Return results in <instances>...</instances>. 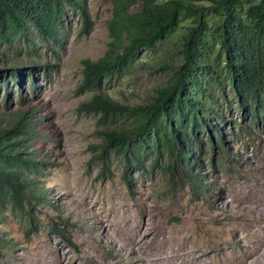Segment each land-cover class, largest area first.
Segmentation results:
<instances>
[{"label": "rangeland", "instance_id": "1", "mask_svg": "<svg viewBox=\"0 0 264 264\" xmlns=\"http://www.w3.org/2000/svg\"><path fill=\"white\" fill-rule=\"evenodd\" d=\"M83 1L88 33L66 5L60 44L35 40L39 57L0 46V127L22 132L20 150L40 163L34 181L43 192L38 202L0 214V264H240L253 251L262 260L264 221L250 211L264 203V109L256 127L239 100H221L219 117L209 118L224 133L214 165L205 134H198L202 151L189 147L197 185L173 171L180 159L167 153L137 165L104 150L105 132L132 124L113 126L82 104L97 94L123 106L154 102L174 71L158 62L175 67L181 54L162 43L155 56L143 51L125 78L103 77L88 90L84 61L111 53L112 6Z\"/></svg>", "mask_w": 264, "mask_h": 264}, {"label": "trees", "instance_id": "2", "mask_svg": "<svg viewBox=\"0 0 264 264\" xmlns=\"http://www.w3.org/2000/svg\"><path fill=\"white\" fill-rule=\"evenodd\" d=\"M104 1L112 6L111 53L96 62L84 61L83 86L88 90L100 88L103 77L125 78L143 51L155 56L162 43H169L181 58L175 67L169 60L158 62L174 71L150 104L123 106L97 94L81 107L113 126L132 124L105 132L104 150L113 148L116 157L137 165L150 154L158 159L167 153L180 159L173 171L197 185L199 175L193 169L198 159L191 157L189 147L202 151L206 144L198 134H205L214 165L217 149H224V133L209 118L219 117L221 100H239L245 115L251 114L250 121L259 126L264 109V0ZM66 5L80 13L88 33L92 22L83 0H0V46L26 47L39 57L35 40L60 44ZM29 30L34 38L27 37ZM19 131L0 127V214L43 196L34 181L40 163L20 150Z\"/></svg>", "mask_w": 264, "mask_h": 264}, {"label": "bare ground", "instance_id": "3", "mask_svg": "<svg viewBox=\"0 0 264 264\" xmlns=\"http://www.w3.org/2000/svg\"><path fill=\"white\" fill-rule=\"evenodd\" d=\"M262 206V205H261ZM255 208V207H254ZM251 209V208H250ZM251 213V219L252 220H257V221H264V203H263V206L260 207V208H255V209H252L250 211ZM103 222V221H102ZM259 222V223H260ZM264 226V224H263ZM239 229V228H238ZM258 241V240H257ZM264 243V237H263V240L261 242V244ZM257 245V244H256ZM261 247V246H260ZM252 250V249H251ZM262 253V252H261ZM261 254H260V251H253L250 255L244 257V259H242L240 261V264H261L263 259L261 260ZM263 257V256H262ZM139 259V258H138ZM197 259V258H196ZM141 262H144V264H146L145 260H143L142 258L139 260ZM138 262V260H137ZM148 262V261H147Z\"/></svg>", "mask_w": 264, "mask_h": 264}]
</instances>
